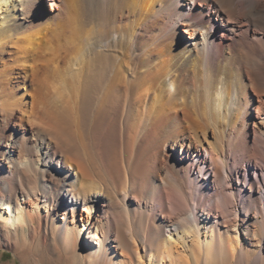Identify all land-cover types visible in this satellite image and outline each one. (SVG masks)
<instances>
[{"label":"bare ground","instance_id":"obj_1","mask_svg":"<svg viewBox=\"0 0 264 264\" xmlns=\"http://www.w3.org/2000/svg\"><path fill=\"white\" fill-rule=\"evenodd\" d=\"M263 193L264 0H0V247L264 264Z\"/></svg>","mask_w":264,"mask_h":264},{"label":"rangeland","instance_id":"obj_2","mask_svg":"<svg viewBox=\"0 0 264 264\" xmlns=\"http://www.w3.org/2000/svg\"><path fill=\"white\" fill-rule=\"evenodd\" d=\"M43 2L45 3V7L47 8L48 7V0H43ZM186 2H187V4L190 2L193 5V4H195L196 0H190L189 2H188V0H186ZM213 6H214V3L211 2L208 7L213 8ZM214 24H216V22H214ZM226 26L229 27L231 25L229 24V22H227ZM252 135H254V134H252ZM177 155H178L180 162L182 161V159H180L182 157V155L186 156V154H184V152L182 153L181 149L179 150ZM207 156H208V152L204 148H201L200 152L199 151L196 152L193 150L192 153L189 154L187 160L189 162H192L194 157L195 158H201V159L207 158L208 161L201 162L200 165L202 167L208 169L209 176L213 180L212 182H214L215 172L212 170L213 168L211 167L212 166L211 165L212 160L210 157L208 158ZM255 158H254V160H255ZM239 164L241 167L243 165L245 168H247V169L249 168V166H247L246 161H242ZM222 170L224 171V168H222ZM250 170L251 171H249V170L244 171L243 170L242 174L236 173L235 178L238 179V176H240V178L242 176L243 177L245 176L246 179L255 180V184L258 185V182L256 181V179H257L258 171H261V170L260 169L257 170L256 168H250ZM211 173H212V175H210ZM195 176H196V173H195ZM263 199H264V193H263ZM68 214L72 215V211L69 210ZM79 217H81L80 214H79ZM23 253L17 254L15 251H13L11 249H7L5 247H0V264H37V263H39V264H74L75 263L72 256H71V255H73L71 252L65 253L64 251L61 252V250H59V249L48 250L47 247L43 246V245H38V247L35 249V252L33 254L27 255L26 254L27 252H25L24 254ZM36 260H38L39 262Z\"/></svg>","mask_w":264,"mask_h":264}]
</instances>
